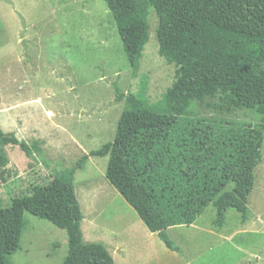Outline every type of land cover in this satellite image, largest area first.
Segmentation results:
<instances>
[{
    "label": "rangeland",
    "instance_id": "rangeland-1",
    "mask_svg": "<svg viewBox=\"0 0 264 264\" xmlns=\"http://www.w3.org/2000/svg\"><path fill=\"white\" fill-rule=\"evenodd\" d=\"M147 22L131 66L105 0H0V130L29 144L40 141L43 149L29 156L18 146L0 149L8 158L0 169V209L113 142L126 107L117 90L153 113H170L166 97L175 67L159 55L153 8ZM260 120L227 99L217 112L193 103L180 116L228 133L226 143L210 145L201 156V169L237 162ZM262 154L249 220L243 224L229 210L224 225H214L212 201L229 188L215 177L203 194L210 204L196 222L167 231L179 252L167 249L107 180L108 157H90L74 181L84 241L102 243L115 264H264V142ZM67 253L66 231L26 212L21 248L8 264H63Z\"/></svg>",
    "mask_w": 264,
    "mask_h": 264
},
{
    "label": "trees",
    "instance_id": "trees-1",
    "mask_svg": "<svg viewBox=\"0 0 264 264\" xmlns=\"http://www.w3.org/2000/svg\"><path fill=\"white\" fill-rule=\"evenodd\" d=\"M131 66L145 37L149 10L158 16L159 55L175 67L167 91L169 114L153 113L134 95L126 102L113 142L86 154L73 167L55 172L47 186H32L0 209V264L21 248L24 214L46 220L68 236L63 264H115L102 243H85L83 213L75 175L90 157H108L106 178L167 249L179 252L167 231L193 225L210 202L203 199L215 177L229 188L212 201L214 225L222 227L229 210L249 220L255 171L263 162L264 0H105ZM227 99L238 109L261 116L237 162L201 169L210 145L226 143L228 133L208 123L180 121L193 103L217 112ZM18 146L27 156L43 152L40 141L27 143L0 130V149ZM8 164L0 150V169ZM3 172H1L2 175Z\"/></svg>",
    "mask_w": 264,
    "mask_h": 264
},
{
    "label": "crops",
    "instance_id": "crops-1",
    "mask_svg": "<svg viewBox=\"0 0 264 264\" xmlns=\"http://www.w3.org/2000/svg\"><path fill=\"white\" fill-rule=\"evenodd\" d=\"M15 106H13V108H14ZM8 110H9V107H8ZM173 252V251H172Z\"/></svg>",
    "mask_w": 264,
    "mask_h": 264
}]
</instances>
